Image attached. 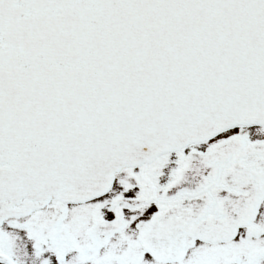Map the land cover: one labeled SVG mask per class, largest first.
Listing matches in <instances>:
<instances>
[{"label":"snow or ice","instance_id":"6c2138e0","mask_svg":"<svg viewBox=\"0 0 264 264\" xmlns=\"http://www.w3.org/2000/svg\"><path fill=\"white\" fill-rule=\"evenodd\" d=\"M0 264H264V0H0Z\"/></svg>","mask_w":264,"mask_h":264}]
</instances>
